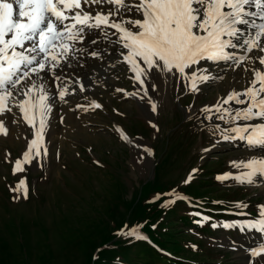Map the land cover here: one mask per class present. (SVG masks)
I'll use <instances>...</instances> for the list:
<instances>
[{"label":"rangeland","instance_id":"rangeland-1","mask_svg":"<svg viewBox=\"0 0 264 264\" xmlns=\"http://www.w3.org/2000/svg\"><path fill=\"white\" fill-rule=\"evenodd\" d=\"M120 52L110 54V75L94 65L103 78L94 86L86 79L75 92L87 111L59 114L61 134L47 121L39 156L33 149L24 159L38 121L34 128L17 116L14 131L0 133V264H129L141 244L192 264H264L250 251L264 246V232L241 227L264 205V176L237 181L249 170L231 163L264 150L224 140L206 118L216 96L242 87L235 85L240 72L202 62L223 78L193 92L168 73L163 88L150 92ZM224 174L231 175L217 179ZM187 215L191 221L180 223ZM131 229L144 238L126 235Z\"/></svg>","mask_w":264,"mask_h":264},{"label":"snow or ice","instance_id":"snow-or-ice-1","mask_svg":"<svg viewBox=\"0 0 264 264\" xmlns=\"http://www.w3.org/2000/svg\"><path fill=\"white\" fill-rule=\"evenodd\" d=\"M109 29L114 31L110 33ZM92 30L121 47L123 61L130 65L140 84L145 83L142 77L164 72L178 75L191 91L197 92L200 84L223 78L213 76L202 62H224L233 71L243 68L250 73L247 87L231 90L213 107L221 113L218 119L235 125L229 130L235 135H224V140L239 139L250 148L264 150V0H0V115L12 112L13 104L29 125L36 128L38 121L25 161L33 149L40 155L39 145L52 110L50 99L54 97H50L41 74H51L54 82L61 81L56 85L58 96L66 103L69 88L58 70L70 67L77 54L100 57L98 50L77 47L85 43ZM90 42L95 45L98 38ZM20 96L23 98L17 100ZM231 102L243 107H224ZM90 106L102 107L95 101ZM152 110L156 111L155 104ZM0 133L7 134L3 121ZM121 136L129 139L122 132ZM231 163L249 170L234 177L237 181L251 183L257 174L264 175V157ZM15 164L14 171L21 170V161ZM196 171L192 170L185 183L191 182ZM230 175L217 179L226 180ZM23 185L21 181L14 191ZM23 195L27 197L26 187ZM259 207L258 218L246 221L242 228L264 232V205ZM125 234L144 238L136 229ZM250 251L253 257L264 258V246Z\"/></svg>","mask_w":264,"mask_h":264},{"label":"bare ground","instance_id":"bare-ground-1","mask_svg":"<svg viewBox=\"0 0 264 264\" xmlns=\"http://www.w3.org/2000/svg\"><path fill=\"white\" fill-rule=\"evenodd\" d=\"M112 31L114 30L109 29L110 33ZM95 38H98V43L93 45L91 44L90 41L91 39H95ZM111 39L115 40L116 37L113 36ZM77 47L87 48L88 51L98 50L100 51L101 55L100 57H92V56L87 55V53L83 55L77 54V58L70 61V65H71L70 67L65 66L62 71L58 70V74L65 77V80L63 81V83L69 88L70 94L65 97V100L67 101L66 103L64 101H61L58 96L59 88L56 85L60 84L61 81L54 82L51 74H47V73L41 74V76L44 78V81L48 85L50 97H54V99H50V103L52 104V110L50 114L48 115L47 121L49 122V119H51V123L53 124L52 133H55V134H61V132H63V129H62L63 124L60 123V120L58 121L56 120V117L60 116L59 114L65 115L66 118L67 117L75 118V116H77L76 114H78L80 111H83L85 109L84 107L85 105L81 103L80 101H78L77 99L80 92L75 93L77 91H80V85L81 84L83 85L85 80L88 79L90 82V85L94 86L97 83H99L98 81H100L101 78H103L104 75L100 73L99 70L94 67V65L100 66L101 68L104 69L105 74L108 73L110 75L114 71L113 69H107L108 68L107 65L109 64L110 54H112V52L122 51L119 45L110 43L109 41L104 40L98 30H92L90 33H88L85 39V43L78 44ZM222 65H225V63L220 62L219 65L216 64L215 66H222ZM105 69L107 70V73ZM235 71H238L241 74V75L237 74L238 82L235 83V85H238L239 87L242 86V87L237 89V91H242L245 87H247V81L250 76V73L244 72L243 68H237ZM142 78L145 79V84L147 85V87H149V91L152 92L156 90L155 89L156 87H161L163 83L166 81V79L168 80V73H164V72L154 73L149 78H144V77ZM33 79H36V77H33ZM76 81H79V82L76 83ZM152 85H154V88L152 87ZM73 88L76 89L74 93L72 92ZM158 94L159 92L156 91L155 95H158ZM22 98H23L22 96L17 97V100L22 99ZM158 98H160V96ZM222 99L223 98L220 95L216 96L212 100L213 102L209 105V107L215 109L213 106L217 105ZM77 105H81L83 107H77ZM10 106L12 107V112L10 113L6 112L3 115H0V121H3L4 127H8L10 128L11 131H14L12 123L14 122L17 116H20L21 118H23V113H21L19 109L15 107L13 104H10ZM239 107H243V105H237L234 103L233 108H239ZM219 115H221V113H216L215 111L209 114V116L212 117L211 120L214 122H217L220 125V127L223 129L222 134L235 135L234 133L229 131L235 125L231 122H226L225 120L218 119L217 117H219ZM256 122L258 121H253L251 123H256ZM232 142L236 144L237 142H241V140L236 139V140H232ZM245 154L247 156L246 157L247 160L252 157H264V155L257 154V153H251V152L245 153ZM262 185H264V179H263Z\"/></svg>","mask_w":264,"mask_h":264},{"label":"trees","instance_id":"trees-1","mask_svg":"<svg viewBox=\"0 0 264 264\" xmlns=\"http://www.w3.org/2000/svg\"><path fill=\"white\" fill-rule=\"evenodd\" d=\"M212 175V174H211ZM211 177V176H209ZM191 221L190 216H183L181 217L180 223H189ZM196 220H193V222ZM142 247L139 248L135 252V254L132 255V260L129 264H192L186 263L187 261H190L188 258L183 256H169L167 254L162 253V251L156 249L154 246L149 247Z\"/></svg>","mask_w":264,"mask_h":264}]
</instances>
